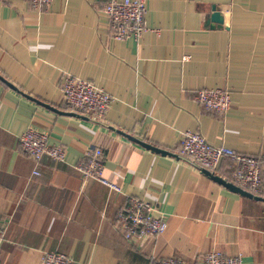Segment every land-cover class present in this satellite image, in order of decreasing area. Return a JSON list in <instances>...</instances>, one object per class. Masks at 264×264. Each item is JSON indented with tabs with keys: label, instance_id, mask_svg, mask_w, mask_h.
<instances>
[{
	"label": "crops",
	"instance_id": "1",
	"mask_svg": "<svg viewBox=\"0 0 264 264\" xmlns=\"http://www.w3.org/2000/svg\"><path fill=\"white\" fill-rule=\"evenodd\" d=\"M109 1L35 8L0 0V263L42 264L56 252L71 264L170 257L200 264L218 252L264 264V200L217 183L180 149L191 130L257 157L263 185L255 195L264 198V0H146L149 30L122 41L110 33ZM216 10L222 23L212 20ZM68 75L113 96L104 119L66 104ZM216 88L231 94L227 112L196 101L199 91ZM31 127L64 146L65 161L45 155L38 162L27 153L20 137ZM96 147L104 152L103 177L120 192L84 179L79 163ZM233 170L226 159L214 173L233 182ZM132 196L158 205L164 233L124 236L117 217Z\"/></svg>",
	"mask_w": 264,
	"mask_h": 264
},
{
	"label": "built area",
	"instance_id": "2",
	"mask_svg": "<svg viewBox=\"0 0 264 264\" xmlns=\"http://www.w3.org/2000/svg\"><path fill=\"white\" fill-rule=\"evenodd\" d=\"M33 7L41 8L55 0H26ZM109 19L111 35L117 40L141 38L149 28L146 24V0H111L105 7ZM62 93L68 106L82 114H90L102 120L109 111L113 96L94 83L74 76H66L62 83ZM196 101L205 109L227 112L231 108L232 97L224 88L199 91ZM23 149L36 161L48 155L57 161H65L66 149L59 144L50 143V135L46 131L31 127L20 137ZM181 154L197 167L216 172L226 159L234 165L233 182L247 191L259 194L262 189V169L259 159L252 155L238 153L227 146H215L201 134L188 130L182 133L180 142ZM86 158L79 163L84 179H98L112 190L121 191L120 186L103 177L104 152L100 147L91 149ZM36 174H40L36 171ZM117 223L128 240H145L164 233L168 227L156 203L139 197H129L126 205L120 210ZM4 230L0 227V245ZM72 260L63 253L48 252L42 264H71ZM200 264H243L236 256H226L218 252L205 255ZM1 264V263H0ZM158 264H188L182 259L166 258Z\"/></svg>",
	"mask_w": 264,
	"mask_h": 264
},
{
	"label": "water",
	"instance_id": "3",
	"mask_svg": "<svg viewBox=\"0 0 264 264\" xmlns=\"http://www.w3.org/2000/svg\"><path fill=\"white\" fill-rule=\"evenodd\" d=\"M212 20L214 22H217V23H222L223 22V17H222V14L219 12V11H215L213 16H212ZM0 78H2L0 76ZM3 79V78H2ZM5 81V79H3ZM7 82V81H6ZM11 87L15 88L10 82H7ZM28 96V95H27ZM28 98H32L30 96H28ZM37 102L41 103V104H44L45 106L49 107L48 104H45L39 100L36 99ZM49 108H53V107H49ZM54 109V108H53ZM123 135H125L127 138L141 144L142 146L146 147L147 149H150L152 150L153 152H156V153H160V154H163V155H167V154H170L169 151H166L164 149H161L157 146H154L150 143H147V142H144L140 139H137L136 137L128 134V133H125V132H122ZM203 172L209 176L211 179L215 180L217 183L219 184H222L224 185L225 187H227L228 189H230L231 191L233 192H237L241 195H244V196H247V197H250V198H255V199H258V200H264V198L260 197V196H257L255 195L254 193L250 192V191H247L246 189H243L242 187L234 184L233 182L227 180L226 178L218 175V174H215L214 172L208 170V169H203Z\"/></svg>",
	"mask_w": 264,
	"mask_h": 264
}]
</instances>
